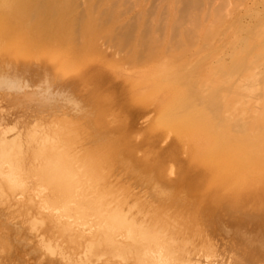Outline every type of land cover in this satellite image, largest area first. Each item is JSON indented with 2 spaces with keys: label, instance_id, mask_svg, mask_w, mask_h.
Masks as SVG:
<instances>
[{
  "label": "bare ground",
  "instance_id": "obj_1",
  "mask_svg": "<svg viewBox=\"0 0 264 264\" xmlns=\"http://www.w3.org/2000/svg\"><path fill=\"white\" fill-rule=\"evenodd\" d=\"M101 2L0 0V99L31 114L22 129L0 118V264H264V197L249 204L240 192L254 189L246 175L253 168L245 166L252 169L246 173L238 163L246 174L234 167L238 175L227 172L225 185L218 182L239 193L225 189L200 201L203 194L169 179V168L123 144L83 73L75 74L91 40L116 17ZM110 37L135 56L147 45ZM238 94L226 95L228 114L264 126V102ZM32 178L45 210L65 219L64 229H49L48 215L30 212ZM81 209L97 222L87 223ZM71 212L78 230L66 227L74 223L66 220Z\"/></svg>",
  "mask_w": 264,
  "mask_h": 264
},
{
  "label": "rangeland",
  "instance_id": "obj_2",
  "mask_svg": "<svg viewBox=\"0 0 264 264\" xmlns=\"http://www.w3.org/2000/svg\"><path fill=\"white\" fill-rule=\"evenodd\" d=\"M77 2L82 5L87 0ZM101 8L117 12L116 17L91 40L75 74L83 73L80 77L90 85L88 90L91 87L107 121L120 129L123 144L140 159L147 157L169 168V179L178 181L184 190L203 194L200 201H209L225 189L237 192L229 184H219L225 185L226 173L232 175L234 167L239 174L253 168L248 171L255 175L244 173L250 176L248 187L254 189L240 191L249 204L257 202L258 194L264 197V126H254L242 116L233 118L225 108L226 95L236 100L243 91L260 104L264 102V0H102ZM109 37L124 38L126 44L142 39L147 45L135 56L131 47L120 48ZM0 102V118L25 128L30 111L7 99ZM251 155L257 165L250 164ZM238 163L247 168L238 170ZM256 174L262 179H254ZM219 176L225 177L221 180ZM34 179L31 183L36 184H31L33 189L26 196L31 201L26 202L30 212L41 220L44 213L48 215L44 218L49 229H64L59 222L65 219H56L52 211L45 210ZM75 214L71 212L69 221L66 218L75 225L66 227L78 230L81 221ZM87 214L84 209L87 223L97 222Z\"/></svg>",
  "mask_w": 264,
  "mask_h": 264
}]
</instances>
